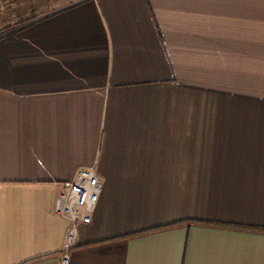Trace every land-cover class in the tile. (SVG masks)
I'll return each mask as SVG.
<instances>
[{"label": "crops", "instance_id": "1", "mask_svg": "<svg viewBox=\"0 0 264 264\" xmlns=\"http://www.w3.org/2000/svg\"><path fill=\"white\" fill-rule=\"evenodd\" d=\"M89 166L68 264H264V0H0V264Z\"/></svg>", "mask_w": 264, "mask_h": 264}, {"label": "built area", "instance_id": "2", "mask_svg": "<svg viewBox=\"0 0 264 264\" xmlns=\"http://www.w3.org/2000/svg\"><path fill=\"white\" fill-rule=\"evenodd\" d=\"M101 189L102 181L95 167H80L56 195L53 211L67 221L60 264L69 263V253L77 244L79 225L90 222Z\"/></svg>", "mask_w": 264, "mask_h": 264}, {"label": "rangeland", "instance_id": "3", "mask_svg": "<svg viewBox=\"0 0 264 264\" xmlns=\"http://www.w3.org/2000/svg\"><path fill=\"white\" fill-rule=\"evenodd\" d=\"M31 7H32V3L26 2V3H25V7L23 8V11L27 10V12H28V10H29ZM33 8H35V6H33ZM19 9H20V8L16 9L17 12H15V13H18V12H19Z\"/></svg>", "mask_w": 264, "mask_h": 264}, {"label": "trees", "instance_id": "4", "mask_svg": "<svg viewBox=\"0 0 264 264\" xmlns=\"http://www.w3.org/2000/svg\"><path fill=\"white\" fill-rule=\"evenodd\" d=\"M34 17H35L34 14H30V15H28L26 18H24V19H19L18 21L20 22V21H24V20H29V19H32V18H34Z\"/></svg>", "mask_w": 264, "mask_h": 264}]
</instances>
